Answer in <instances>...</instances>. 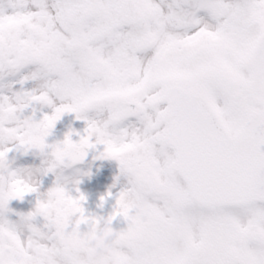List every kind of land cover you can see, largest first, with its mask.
Instances as JSON below:
<instances>
[{
  "label": "snow or ice",
  "instance_id": "obj_1",
  "mask_svg": "<svg viewBox=\"0 0 264 264\" xmlns=\"http://www.w3.org/2000/svg\"><path fill=\"white\" fill-rule=\"evenodd\" d=\"M65 113L127 178L108 264H264V0H0V176L6 156L25 188L0 187V264H93L85 196L51 207L59 175L19 214L26 236L7 218L38 191L9 154L38 150L56 174L46 138Z\"/></svg>",
  "mask_w": 264,
  "mask_h": 264
},
{
  "label": "rangeland",
  "instance_id": "obj_2",
  "mask_svg": "<svg viewBox=\"0 0 264 264\" xmlns=\"http://www.w3.org/2000/svg\"><path fill=\"white\" fill-rule=\"evenodd\" d=\"M45 111L50 113L51 109H45ZM73 115L74 118H71ZM86 126L84 120L76 119L75 113H65L56 122L51 134L46 138V143L54 144L57 141H62L69 132H72L71 138L73 140H78L80 137L76 133L83 135ZM9 157L13 168L25 171L43 169L45 161L49 158L38 150H30L27 153L14 151L9 154ZM68 172L77 176V182L69 185L68 192L73 197H78L81 194L85 196L82 206L87 214L107 217L113 211L117 194L127 184V178L121 174L119 163L116 160L95 161L89 165L63 170V174ZM58 175H61V170H58L56 174L36 172L31 179L38 184V191L26 194L23 199L9 201L8 208L11 211L7 213V218L20 224L25 236L28 234V230L20 222L19 214H27L33 211L37 198H43L46 195L47 191L56 183ZM181 182L184 183L182 180ZM102 197H104L103 201L101 200ZM118 222L114 221L113 226ZM34 223L40 226L43 223L42 218L37 217ZM85 229V226L81 227L82 231Z\"/></svg>",
  "mask_w": 264,
  "mask_h": 264
},
{
  "label": "clouds",
  "instance_id": "obj_3",
  "mask_svg": "<svg viewBox=\"0 0 264 264\" xmlns=\"http://www.w3.org/2000/svg\"><path fill=\"white\" fill-rule=\"evenodd\" d=\"M7 132V129L5 130ZM36 136V130L34 129L28 134V139H34ZM56 147L51 149L50 155H55V158L63 165L61 168V175L59 176V184L56 186L58 191L54 193L51 207H63L67 205V201L64 199L62 193L68 192L70 184L77 182V176L68 172L63 174V170L72 169L75 165L83 163L90 151H98L91 141L87 133L84 134V142L79 138L73 140L68 137L62 141H57ZM7 150H5L6 152ZM41 153V152H40ZM43 154V153H42ZM120 158L127 161L128 157L126 153H120ZM107 156V151H98V155L95 157L101 159V157ZM4 174L0 176V187L6 192L11 191L18 195H22L25 188L22 186L19 179L13 178L8 172V165L5 156ZM41 169L35 171L28 170L23 173L24 180L32 177ZM110 217V218H109ZM93 219L96 221L87 226L83 230L82 235L76 241V246L81 247L87 254V257L93 262V264H108L110 260H114L119 256V246L122 244V237L120 232L113 226V220L115 219L114 213L109 214L107 217L94 215ZM47 234L49 239L53 237H59L60 230L56 221H49L47 225ZM40 244L34 243L32 245V254L40 248ZM25 256L21 254V259Z\"/></svg>",
  "mask_w": 264,
  "mask_h": 264
},
{
  "label": "water",
  "instance_id": "obj_4",
  "mask_svg": "<svg viewBox=\"0 0 264 264\" xmlns=\"http://www.w3.org/2000/svg\"><path fill=\"white\" fill-rule=\"evenodd\" d=\"M97 155H98V151H95V152H89L84 162L92 160V159L95 158ZM88 156H89V157H88Z\"/></svg>",
  "mask_w": 264,
  "mask_h": 264
},
{
  "label": "flooded vegetation",
  "instance_id": "obj_5",
  "mask_svg": "<svg viewBox=\"0 0 264 264\" xmlns=\"http://www.w3.org/2000/svg\"><path fill=\"white\" fill-rule=\"evenodd\" d=\"M163 107H166V103H164V104H161V108H163ZM168 151H169V153H171L172 151H174L173 149H171V148H169L168 149Z\"/></svg>",
  "mask_w": 264,
  "mask_h": 264
}]
</instances>
